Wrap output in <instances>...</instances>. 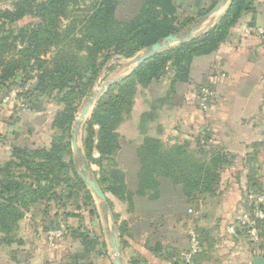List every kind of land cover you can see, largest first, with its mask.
Segmentation results:
<instances>
[{"label": "crops", "instance_id": "0c3cea01", "mask_svg": "<svg viewBox=\"0 0 264 264\" xmlns=\"http://www.w3.org/2000/svg\"><path fill=\"white\" fill-rule=\"evenodd\" d=\"M172 2L182 22L198 17L216 0ZM252 2L254 14H243L214 52L192 59L186 81L173 82L174 71L168 66L163 76L144 88L136 87L131 112L115 129L118 149L112 157L129 200L103 191L99 167L88 161L86 175L102 189L107 205L81 180L85 187L74 189L75 204L68 194L74 190L67 189L62 202L47 203L39 220L29 207L16 225L23 253H29L26 264H113L115 224L122 264H183L181 256L191 247V233L202 244L191 264H252L249 248L227 233L228 225L244 211L241 183L225 182L219 195L188 199L181 183L159 177L156 198L139 193V149L146 139L165 147L186 143L191 151L201 142L210 155L257 156L264 150V0ZM222 10L209 16L207 12L194 37L215 24ZM204 89L206 110L199 105ZM144 115L148 118L143 122ZM78 148L84 156L81 143ZM91 157L96 159L99 153L93 149ZM2 160H12L8 151L1 150ZM50 219L59 224L55 231L42 228Z\"/></svg>", "mask_w": 264, "mask_h": 264}, {"label": "trees", "instance_id": "16d2710c", "mask_svg": "<svg viewBox=\"0 0 264 264\" xmlns=\"http://www.w3.org/2000/svg\"><path fill=\"white\" fill-rule=\"evenodd\" d=\"M94 1L92 10L84 18L80 38L72 37L70 41L78 43L80 51L84 53L82 59L74 57L77 61L64 57L50 58L48 54L69 37L64 34L62 23L69 17L70 8L77 6L79 0H14L11 9L0 10V86L17 73L35 71L34 90L42 93L56 92L64 105L52 123V128L59 129L61 133L72 123L76 109L73 103L78 101V96L86 95L81 89L84 79L86 83L92 84L100 70L115 56L130 58L161 42L168 35H183L190 28H197L208 10L217 2L198 17H187L179 22L172 0H143L136 16L122 24L114 19L117 5L115 0ZM245 13L254 14L252 0H230L224 14L206 32L158 53L131 75L109 87L97 100L84 124V156L79 150L74 161L72 156L64 164L61 150L64 146L66 154H69L70 145L62 143L61 146L63 136L57 139L59 143L54 139L48 150L14 148L12 160L0 166V229L5 232L2 243H13V230L29 207L40 200L49 201L55 197L54 192L48 194V191L56 185L54 183L58 174L63 171L71 173L74 182L79 187H85L75 171L79 163H96L101 173L98 183L103 191H109L122 200H129L123 175L113 166L112 157L118 149L115 129L129 116L136 87L140 85L144 88L152 80L163 76L168 66L174 71L173 82L186 81L192 59L214 52ZM29 15L37 18L38 24H29L19 29L16 35L7 28L9 24ZM147 118L144 115L143 122ZM93 149L99 153L96 159L91 157ZM198 154L190 151L186 145L165 147L155 139H146L139 149L142 164L139 193L156 198L158 178L167 177L181 183L183 195L188 199L215 196L216 185L220 181V167L230 166L236 157L214 152L199 164L196 159ZM64 181L60 179L57 183ZM254 185L262 188L261 182ZM116 227L115 224L114 229ZM81 238L85 243L87 237L83 234Z\"/></svg>", "mask_w": 264, "mask_h": 264}, {"label": "rangeland", "instance_id": "374dc122", "mask_svg": "<svg viewBox=\"0 0 264 264\" xmlns=\"http://www.w3.org/2000/svg\"><path fill=\"white\" fill-rule=\"evenodd\" d=\"M115 1L117 2V5L114 10V19L118 23L125 24L136 16L143 0ZM13 2L14 0H0V10L11 9ZM94 2V0H79L77 6H72L70 8L69 17L66 20H63L62 23L64 34L69 37L66 38L57 48H54L52 52L48 54V57L51 58L53 56L56 58L58 57L59 59H61V57H64V59H75L74 57H76L82 59L84 53L80 51L78 43L70 41L72 37L80 38L84 18L92 10ZM229 3L230 0H228V2L222 7L224 10H222L223 14L229 6ZM38 22L39 20L37 18L29 15L23 17L19 21L9 24L7 28L13 30L14 35H16L19 29L29 24H38ZM176 45L177 43L172 45V47ZM143 52L144 50L136 53L130 58L115 56L100 70L97 78L92 84H89V82L86 83L85 79L83 80L84 85L81 86V89L86 95L83 97L78 96V101L73 103L76 108L73 112V120L64 133H61L59 129L52 128L54 117L57 113L63 110L64 105L59 100V95L56 92L42 93L34 90L36 84L34 78L36 75L35 71H28L27 74L17 73L12 79L3 83L0 86V166L9 162L5 160L1 161V150H4V152L8 151L11 158L14 148L26 150L42 148L48 150L54 139H56V143H59L57 139H61L62 136L64 139L61 140L62 142L60 141L61 146H63L62 143H69L70 145L69 154H66L64 146L61 150V158L64 164H67L72 156H74L71 145L72 130L75 121L80 116L83 106L105 81L128 73L133 67L130 60L141 56ZM82 74H85V72ZM76 96H74V98H76ZM262 106L264 107V93H262ZM89 117L90 115L87 116L86 120ZM85 122L78 130L77 144L79 145L81 143V147L83 135H85L83 129ZM47 139L49 142H46ZM47 143L48 146L46 147L45 145H47ZM175 145H186L189 149V146L186 143ZM194 151L199 153L196 158L199 164L202 160H207L211 156L208 147L206 148V145L201 142H196ZM235 157V160L230 166L220 167V181L216 185V195L221 193L223 189L221 186L222 183H241L238 185L242 191L244 211H242L239 217L234 219L228 226L233 227L235 231V235L231 236L236 239L238 237L240 241L239 243L249 248L252 256H256V254L261 255L264 252L257 249L264 248V150L260 151L259 155L254 156V158L253 156ZM79 165L80 163L76 165L78 170ZM151 166L152 165H150V167ZM155 166L156 163L154 162L153 167ZM57 179H63L65 181L58 184ZM57 179L54 183L56 185L48 191V194L49 192H54L55 197H51L49 201H44L46 199L40 200L31 206L37 212L35 217H37L38 220L43 217L42 212L48 202L50 205H57L59 201L62 202V198L64 193L67 192V189L76 190L77 188H81L74 182L73 175L65 173V171L58 174ZM259 182L262 183V188L255 187L254 184H258ZM75 190L73 192L68 191V194H70V200L73 197L72 195L76 194ZM75 201V198H72L71 202L73 204H75ZM52 210L53 209L50 210L51 215ZM58 225L57 220L50 219L47 224L42 225V228L44 230L52 229L55 231L54 229L58 228ZM35 228L40 230L37 226H35ZM18 230L19 227H15L11 235L13 236V243L5 245L1 241L5 236V232L0 229V264H26L27 260H29V253H23L24 249L20 245Z\"/></svg>", "mask_w": 264, "mask_h": 264}, {"label": "water", "instance_id": "95a60500", "mask_svg": "<svg viewBox=\"0 0 264 264\" xmlns=\"http://www.w3.org/2000/svg\"><path fill=\"white\" fill-rule=\"evenodd\" d=\"M228 0H218V2L213 6V8L207 13V15H212L222 9V7L227 3ZM196 33V28H191L189 32L183 35H175L171 34L166 36L161 42H157L151 45L149 48L145 49L141 56L137 58H132L130 62L133 64V67L129 70L128 73L121 75L119 77L109 79L105 81L100 88L89 98L86 104L83 106L79 118L75 121L73 130H72V150L74 155H79V148L77 144V137H78V130L79 127L85 122L88 115H90L91 111L93 110L97 100L107 91L109 87L116 84L117 82L123 80L127 76L131 75L139 66L145 63L147 60L153 58L160 52L166 51L172 47L175 43L180 44L187 42L188 40L194 38ZM86 167L84 164L80 165L79 170H77V174L80 179L85 183L88 189L92 192V194L98 198L103 204L107 205V200L102 189L99 187L96 181L89 178L86 175ZM112 254H113V264H122L120 258V251H119V241L117 239L116 230H112ZM252 264H264V257L261 256H254L252 258Z\"/></svg>", "mask_w": 264, "mask_h": 264}, {"label": "built area", "instance_id": "2783aa9c", "mask_svg": "<svg viewBox=\"0 0 264 264\" xmlns=\"http://www.w3.org/2000/svg\"><path fill=\"white\" fill-rule=\"evenodd\" d=\"M206 95H207V90L206 89L202 90L201 93H200L201 100H200V104H199L202 110H206L207 109V101H208V99H207ZM235 227H237V226H235ZM227 233L229 235H235L234 228L233 227H228L227 228ZM189 240H190V243H191V247L186 253L182 254V256H181L183 264H191L192 259L194 258V256L196 254H198L201 251V248H202V244L200 243L199 239L197 238V236L194 233L190 234Z\"/></svg>", "mask_w": 264, "mask_h": 264}]
</instances>
